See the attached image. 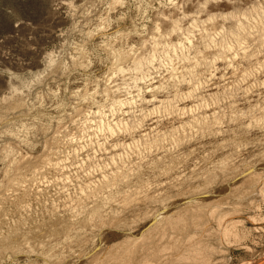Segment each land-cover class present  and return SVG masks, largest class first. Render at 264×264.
<instances>
[{
  "label": "rangeland",
  "instance_id": "rangeland-1",
  "mask_svg": "<svg viewBox=\"0 0 264 264\" xmlns=\"http://www.w3.org/2000/svg\"><path fill=\"white\" fill-rule=\"evenodd\" d=\"M0 264H264V0H0Z\"/></svg>",
  "mask_w": 264,
  "mask_h": 264
}]
</instances>
